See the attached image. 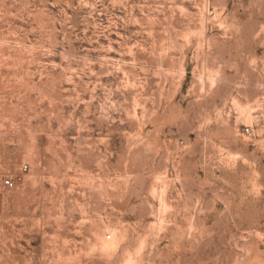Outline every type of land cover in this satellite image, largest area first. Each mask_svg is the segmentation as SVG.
Wrapping results in <instances>:
<instances>
[{"label": "rangeland", "instance_id": "obj_1", "mask_svg": "<svg viewBox=\"0 0 264 264\" xmlns=\"http://www.w3.org/2000/svg\"><path fill=\"white\" fill-rule=\"evenodd\" d=\"M0 264H264V0H0Z\"/></svg>", "mask_w": 264, "mask_h": 264}, {"label": "built area", "instance_id": "obj_2", "mask_svg": "<svg viewBox=\"0 0 264 264\" xmlns=\"http://www.w3.org/2000/svg\"><path fill=\"white\" fill-rule=\"evenodd\" d=\"M249 127H246V131H249ZM28 168V165H23V167H22V169L23 170H26ZM4 184L5 185H7V186H12V185H14V180H13V178L12 177H6L5 179H4Z\"/></svg>", "mask_w": 264, "mask_h": 264}, {"label": "bare ground", "instance_id": "obj_3", "mask_svg": "<svg viewBox=\"0 0 264 264\" xmlns=\"http://www.w3.org/2000/svg\"><path fill=\"white\" fill-rule=\"evenodd\" d=\"M109 243V242H108ZM129 262V260H127Z\"/></svg>", "mask_w": 264, "mask_h": 264}]
</instances>
